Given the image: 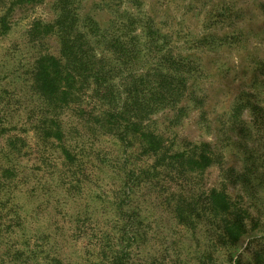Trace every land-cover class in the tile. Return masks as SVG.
<instances>
[{
	"label": "rangeland",
	"instance_id": "374dc122",
	"mask_svg": "<svg viewBox=\"0 0 264 264\" xmlns=\"http://www.w3.org/2000/svg\"><path fill=\"white\" fill-rule=\"evenodd\" d=\"M60 18L92 31L91 53H105L107 68L124 59L114 48H136L135 70L110 72L111 87L145 73L169 81L179 60L186 77L173 82L183 88L176 106L144 117L163 140L157 151L104 132L88 107L65 110L70 141L83 148L70 189L61 165L39 161L28 124L38 60L60 58ZM125 97L108 92L111 104ZM118 181L133 209L93 200ZM14 212L28 217L9 238ZM115 215L135 218L128 264H264V0H0V264H106L92 224L109 236Z\"/></svg>",
	"mask_w": 264,
	"mask_h": 264
},
{
	"label": "trees",
	"instance_id": "16d2710c",
	"mask_svg": "<svg viewBox=\"0 0 264 264\" xmlns=\"http://www.w3.org/2000/svg\"><path fill=\"white\" fill-rule=\"evenodd\" d=\"M125 26L128 27L129 22L118 25L121 33V29ZM55 27L59 33L60 58L52 54H44L38 60L39 66L36 71L34 88L38 92L36 94L39 99L28 124L34 132L37 147L36 154L39 156V161L46 164V166H54L57 163L61 165L63 169L59 176L67 184V189H70L72 184L77 182L76 177L78 176L72 168L73 165L74 167L78 166L77 162L82 161L79 155L83 152V148H80L76 142L70 141L69 130L64 128L61 116L65 110L74 106L75 114L78 111L83 114L84 108L88 107L93 123L104 132H112L110 135L115 136L122 142L128 141L130 143V138L137 142L138 138H141L146 142L145 145L150 151H157L163 147V140L156 132L144 125L146 123L144 117L163 111L168 106H176L183 88L176 89L173 82L175 79L184 81L186 77L182 68V60H179L178 67L174 69L173 74L165 76V79L169 81L158 80L145 73L139 75L136 80L132 79L133 82L130 80V84L127 83L126 88L122 90L117 86L114 87V85L111 87L112 74L110 72L117 68V71L120 70L119 67L121 66L131 68L127 72L135 70L133 66L136 63L133 60L132 53L135 52L136 48H123V44H120L122 47L120 50L114 48L112 50L114 53L117 51L118 53L124 52V59L115 60V63L107 68L106 61L103 59L105 53L99 58L91 53L89 46V38H92L91 30L75 31L73 26L63 25L61 18L58 19ZM134 29L132 28L131 31H135ZM92 30L104 45L107 43V46H109L110 42L98 26H95ZM111 46L112 44H110ZM90 84L94 86L92 95L87 94V87ZM112 88L117 100H121L123 94L126 96L127 103L123 101L121 105L111 104L108 100V92ZM239 107L240 105L236 106L234 111L237 112ZM128 113L135 119L129 120L127 118ZM129 127H131L130 130ZM47 149L51 151L46 153L44 150ZM56 151L59 152V156L56 155ZM203 159L205 158L198 156L194 162L200 165ZM127 178L131 179L129 175ZM120 180L125 182V176ZM115 185V188L110 190L112 195L108 196L106 191L103 197L94 195L93 200L97 199L109 203V208L111 207L113 211L119 210L123 206L131 207L133 191L131 192L130 188L128 191H124V187L128 189L126 183L120 186L121 184L118 181V184ZM119 215L108 219L110 228L114 229V232L109 236L100 233L95 222L94 225L92 224L94 241H102L104 246L107 247L103 253L107 260L106 264H128L131 256L130 247L136 244L135 218L131 215L125 218L123 215L124 219L120 222L121 216ZM25 216L26 214L14 212L10 217V222L4 226V234L12 238V236H15L16 231L25 229V222L28 217ZM237 227L240 226L237 225ZM84 228L87 229L88 227L84 226Z\"/></svg>",
	"mask_w": 264,
	"mask_h": 264
}]
</instances>
